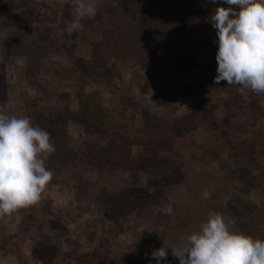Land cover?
<instances>
[{"label": "rangeland", "instance_id": "374dc122", "mask_svg": "<svg viewBox=\"0 0 264 264\" xmlns=\"http://www.w3.org/2000/svg\"><path fill=\"white\" fill-rule=\"evenodd\" d=\"M114 1L97 0L98 19L68 35L70 0H0V109L31 118L56 149L39 204L0 218V264H157L153 249L178 245L210 212L264 240V94L214 83L211 16L229 5L154 0L181 36L157 32L167 41L146 59L118 28L138 0ZM149 182L158 197L126 202ZM230 202L250 204L244 221ZM160 264L179 260L169 248Z\"/></svg>", "mask_w": 264, "mask_h": 264}, {"label": "clouds", "instance_id": "9594fccd", "mask_svg": "<svg viewBox=\"0 0 264 264\" xmlns=\"http://www.w3.org/2000/svg\"><path fill=\"white\" fill-rule=\"evenodd\" d=\"M216 3L217 0H210ZM74 19L68 35L84 29L82 20L98 13L97 0H70ZM211 16L218 50L215 84L264 94V0H224ZM238 6L237 11L232 6ZM56 151L51 134L27 116L8 115L0 109V218L39 204L54 173L45 157ZM179 264H264V240L233 230L224 216L210 212L199 231L178 245L164 242L152 250L160 264L168 249Z\"/></svg>", "mask_w": 264, "mask_h": 264}, {"label": "trees", "instance_id": "16d2710c", "mask_svg": "<svg viewBox=\"0 0 264 264\" xmlns=\"http://www.w3.org/2000/svg\"><path fill=\"white\" fill-rule=\"evenodd\" d=\"M106 1L108 2L107 4L109 7L113 8V9H117V7L115 5L117 2L115 3L114 0H106ZM141 1L142 0H138L139 4L137 3L136 12H132L130 14L131 15L130 18L128 16H124V18H123L124 21L122 22V24H118L119 25L118 28L122 29L123 32H125V31H127L126 27H129V29L133 31L131 33H132L133 37H135L138 40V42L132 43V41L130 39H128L129 40L128 45L132 46L133 49L136 48V50L139 52H143L146 55V59H148V58H151L153 56V54L149 50H152L158 44H162V42L167 41V40L157 41V37H158L157 32H160V34L166 33L174 43L176 41H178L179 37L181 36V33L179 31L180 25L178 24V19L175 18L174 20H171V19H167L166 17H163L162 15H160L159 10H156L154 7V3H152L154 0H149V1L145 0L142 4H140ZM183 2H184V4H186L185 5L186 8L191 7L192 10H194V9H197V7H198L194 3V1L183 0ZM238 11H239V8H238ZM96 19H98V17H95L93 20H96ZM181 29L184 32V29L183 28H181ZM155 32H156V34H155ZM166 45L168 47L173 46L171 43H168V42H166ZM100 57L92 54V60H90V62H92V63L95 62V63L99 64V62L98 61L96 62V60H98ZM103 70L101 69L98 71L103 73L104 72ZM120 143H123V141L121 140ZM241 176L244 177L245 174H243ZM152 184L153 183L149 182L147 184V187L135 188L133 186V188L130 189L129 192L127 190V194L124 197L126 199V202L131 201L130 205H132L133 204L132 200H134V203H136L137 200L139 202H142L143 200H146V199L152 200L151 196L153 198L158 197L160 190L158 189L157 186L154 185L155 186L154 187ZM141 196H143V197H141ZM236 204L237 203L234 204L232 202L229 203L230 207L234 210L235 213L243 216V217H240V221H244L247 218L246 215L244 216V212H246L245 207L249 208L250 204L249 205L244 204L242 206L243 208H241V211L238 210L239 208ZM245 223H247V222L246 221L243 222V224L245 226L244 228L246 229V231L248 233L252 232L249 230L250 228ZM103 250L109 251L108 248H106V249L103 248ZM98 254H102L103 255L102 258H104V254H105V256H107V254L104 251L103 252L101 251ZM94 255L98 256V255H96V253Z\"/></svg>", "mask_w": 264, "mask_h": 264}]
</instances>
